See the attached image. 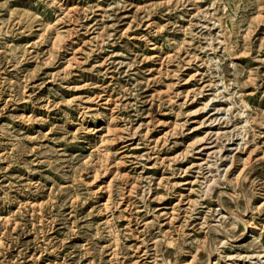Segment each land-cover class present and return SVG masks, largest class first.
Instances as JSON below:
<instances>
[{
  "label": "rangeland",
  "instance_id": "1",
  "mask_svg": "<svg viewBox=\"0 0 264 264\" xmlns=\"http://www.w3.org/2000/svg\"><path fill=\"white\" fill-rule=\"evenodd\" d=\"M262 262L264 0H0V264Z\"/></svg>",
  "mask_w": 264,
  "mask_h": 264
},
{
  "label": "bare ground",
  "instance_id": "2",
  "mask_svg": "<svg viewBox=\"0 0 264 264\" xmlns=\"http://www.w3.org/2000/svg\"><path fill=\"white\" fill-rule=\"evenodd\" d=\"M250 158V157H249ZM232 163V162H231ZM253 164V163H252ZM250 166V162L247 161V159H245L242 163V167L238 172L237 175V179L239 180V178H241L243 172L245 171V169H247ZM237 181V180H236ZM261 264H264V262H262Z\"/></svg>",
  "mask_w": 264,
  "mask_h": 264
}]
</instances>
